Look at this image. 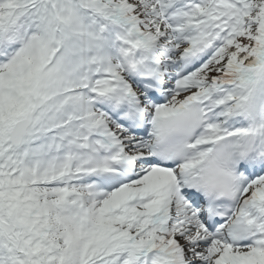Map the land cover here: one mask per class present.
Instances as JSON below:
<instances>
[{"label":"snow or ice","instance_id":"obj_1","mask_svg":"<svg viewBox=\"0 0 264 264\" xmlns=\"http://www.w3.org/2000/svg\"><path fill=\"white\" fill-rule=\"evenodd\" d=\"M0 264H264V0H0Z\"/></svg>","mask_w":264,"mask_h":264}]
</instances>
